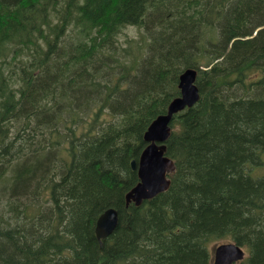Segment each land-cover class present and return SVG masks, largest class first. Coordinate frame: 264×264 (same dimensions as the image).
Wrapping results in <instances>:
<instances>
[{"label": "trees", "instance_id": "obj_1", "mask_svg": "<svg viewBox=\"0 0 264 264\" xmlns=\"http://www.w3.org/2000/svg\"><path fill=\"white\" fill-rule=\"evenodd\" d=\"M189 67L169 187L125 205ZM218 241L264 264V0H0V264H214Z\"/></svg>", "mask_w": 264, "mask_h": 264}, {"label": "water", "instance_id": "obj_2", "mask_svg": "<svg viewBox=\"0 0 264 264\" xmlns=\"http://www.w3.org/2000/svg\"><path fill=\"white\" fill-rule=\"evenodd\" d=\"M196 69L186 68L179 75V95L174 97L167 106L166 113L155 117L144 133L147 145L141 151L138 160H131V168L136 169L138 182L125 194V205L133 202L141 204L169 187L167 177L174 169L173 161L165 154V141L169 137V123L172 115L193 106L199 98L195 84ZM118 220L117 209H105L96 219L94 233L98 240L110 235ZM242 248L233 243L225 242L217 245L213 252L214 264H231L244 257Z\"/></svg>", "mask_w": 264, "mask_h": 264}, {"label": "rangeland", "instance_id": "obj_3", "mask_svg": "<svg viewBox=\"0 0 264 264\" xmlns=\"http://www.w3.org/2000/svg\"><path fill=\"white\" fill-rule=\"evenodd\" d=\"M124 31H126V32L128 33V36H129V37H132V38H134V39H139L138 37H139L140 34L142 33V31H139V30L137 29V27H135V26H128V27L124 28ZM125 39H126V36H125L123 33H121V34L119 35V40H120L122 43H124ZM60 149H62V146L60 147ZM220 243H222V242H221V241H218V242H216V243L211 244V251H212V253H213V249H214V247H215L216 245L220 244Z\"/></svg>", "mask_w": 264, "mask_h": 264}]
</instances>
